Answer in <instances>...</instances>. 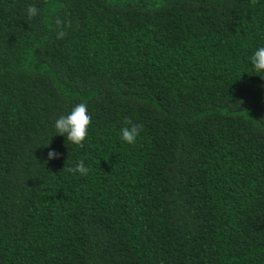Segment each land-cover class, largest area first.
<instances>
[{
	"label": "trees",
	"instance_id": "16d2710c",
	"mask_svg": "<svg viewBox=\"0 0 264 264\" xmlns=\"http://www.w3.org/2000/svg\"><path fill=\"white\" fill-rule=\"evenodd\" d=\"M258 45L264 0H0V264H264Z\"/></svg>",
	"mask_w": 264,
	"mask_h": 264
},
{
	"label": "clouds",
	"instance_id": "9594fccd",
	"mask_svg": "<svg viewBox=\"0 0 264 264\" xmlns=\"http://www.w3.org/2000/svg\"><path fill=\"white\" fill-rule=\"evenodd\" d=\"M25 14L29 18H38L41 15V10L34 5H29ZM59 21L57 24L59 25ZM65 32L61 29L57 32V38H63ZM249 62L254 73L264 78V45H258L252 52ZM257 75V74H256ZM92 123V117L89 114L87 103H79L74 105L67 114L59 115L52 124L54 131L53 136H62L72 145L77 147L82 146L89 136V129ZM52 136V137H53ZM140 136V126L131 124L130 121L119 129V139L128 144H135ZM58 158V153L50 151L48 159ZM69 173L79 174L80 176L87 177L90 172V167L86 166L85 161L80 159L73 160L65 166Z\"/></svg>",
	"mask_w": 264,
	"mask_h": 264
}]
</instances>
